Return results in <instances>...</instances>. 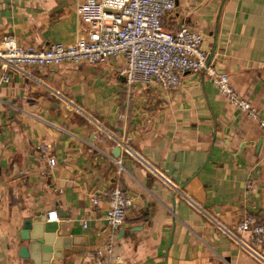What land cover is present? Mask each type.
<instances>
[{
	"label": "crops",
	"instance_id": "0c3cea01",
	"mask_svg": "<svg viewBox=\"0 0 264 264\" xmlns=\"http://www.w3.org/2000/svg\"><path fill=\"white\" fill-rule=\"evenodd\" d=\"M83 1L0 0V40L72 44ZM162 21L203 34L209 64L264 118V0H176ZM123 66L114 56L26 67L7 82L0 71V264H97L94 251L110 234L106 193L115 186L134 199L113 238L120 264H264L218 228L246 215L264 223L258 120L219 95L205 71L184 73L167 89L128 84ZM125 135L136 156L121 149L114 157Z\"/></svg>",
	"mask_w": 264,
	"mask_h": 264
},
{
	"label": "built area",
	"instance_id": "2783aa9c",
	"mask_svg": "<svg viewBox=\"0 0 264 264\" xmlns=\"http://www.w3.org/2000/svg\"><path fill=\"white\" fill-rule=\"evenodd\" d=\"M175 6L176 0H84L76 7L79 36L72 44L54 42L38 48L20 43L14 35H4L0 40L1 80L7 82L10 71H24L26 67L102 64L114 56L123 57L124 66L119 74L128 84L157 82L170 89L180 83L184 73L205 71L219 95L250 118L258 120L264 131V118H258L251 102L235 89L229 76L206 64L209 54L203 47V34L185 25L175 30L163 25V17ZM130 140L131 136L125 135L117 140V145L129 155L136 156ZM39 149L49 155L48 163L53 166L55 159L50 156L49 146L42 144ZM252 188V183H247V190ZM106 195L108 209L105 219L110 234L109 239L95 249L94 257L97 264H120V258L113 254V238L124 224L134 199L120 186L113 187ZM186 198L189 204L203 211ZM98 202V198L92 199L93 204ZM57 218L55 210L49 212V220ZM82 226H87V220ZM218 228L264 263V223L255 216L246 215L234 227L218 224ZM243 234L250 236V242L241 238Z\"/></svg>",
	"mask_w": 264,
	"mask_h": 264
},
{
	"label": "water",
	"instance_id": "95a60500",
	"mask_svg": "<svg viewBox=\"0 0 264 264\" xmlns=\"http://www.w3.org/2000/svg\"><path fill=\"white\" fill-rule=\"evenodd\" d=\"M212 55H213V52L210 53V55H208V59H207V63H206V64H209ZM260 144H261V141L258 143L257 147H259ZM120 152H121V148L117 146V147L112 151V154H113L114 157H118L119 154H120ZM35 221H36L35 219H34V220H27V221H25V223H24V225H23V229H24V232H23V233H24V234H26V231H27L29 228H31L32 223H34ZM37 252H38V251H36V253H37ZM21 256H22L23 258H26V259H29V257H30L29 252L27 251V249H25V247H22V253H21ZM35 262H36V261H35Z\"/></svg>",
	"mask_w": 264,
	"mask_h": 264
}]
</instances>
